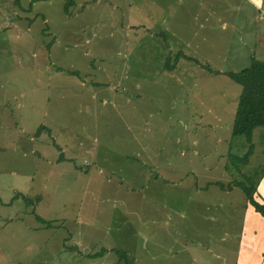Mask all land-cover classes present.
<instances>
[{
	"label": "rangeland",
	"instance_id": "obj_1",
	"mask_svg": "<svg viewBox=\"0 0 264 264\" xmlns=\"http://www.w3.org/2000/svg\"><path fill=\"white\" fill-rule=\"evenodd\" d=\"M31 1L0 0V264H235L253 0Z\"/></svg>",
	"mask_w": 264,
	"mask_h": 264
},
{
	"label": "trees",
	"instance_id": "obj_2",
	"mask_svg": "<svg viewBox=\"0 0 264 264\" xmlns=\"http://www.w3.org/2000/svg\"><path fill=\"white\" fill-rule=\"evenodd\" d=\"M34 1L36 0L31 2ZM224 73L242 86L232 124V135H245L250 143L248 151L243 156L231 154L230 158L235 165L237 161L247 164L254 149L253 131L256 127H264V60L252 58L248 67L240 71H225ZM244 176L245 179L236 181V186L244 191L247 202L254 207L255 211L264 217V201H259L255 197L257 182L255 183L247 174ZM38 219L41 218L38 217Z\"/></svg>",
	"mask_w": 264,
	"mask_h": 264
},
{
	"label": "crops",
	"instance_id": "obj_3",
	"mask_svg": "<svg viewBox=\"0 0 264 264\" xmlns=\"http://www.w3.org/2000/svg\"><path fill=\"white\" fill-rule=\"evenodd\" d=\"M253 4L259 11V18L264 19V0H253ZM255 30L254 33H257L258 37L261 36L260 39L264 37V23L257 26ZM260 39L255 41L260 45L258 47L256 45L252 53L264 52V41ZM255 197L259 201H264V174L256 185ZM245 210L235 264H264V217L255 211L249 202H246Z\"/></svg>",
	"mask_w": 264,
	"mask_h": 264
}]
</instances>
